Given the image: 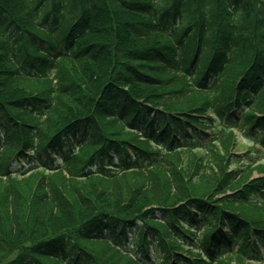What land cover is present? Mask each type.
Wrapping results in <instances>:
<instances>
[{"label": "trees", "instance_id": "obj_1", "mask_svg": "<svg viewBox=\"0 0 264 264\" xmlns=\"http://www.w3.org/2000/svg\"><path fill=\"white\" fill-rule=\"evenodd\" d=\"M262 160L264 0H0V264H264Z\"/></svg>", "mask_w": 264, "mask_h": 264}, {"label": "rangeland", "instance_id": "obj_2", "mask_svg": "<svg viewBox=\"0 0 264 264\" xmlns=\"http://www.w3.org/2000/svg\"><path fill=\"white\" fill-rule=\"evenodd\" d=\"M154 39L153 38H145V39H143L142 41H140L139 43H137V44H147V43H149V42H151V41H153ZM257 171H255V173H256ZM131 235L133 234L132 232L130 233ZM230 264H237L235 261H233V262H231Z\"/></svg>", "mask_w": 264, "mask_h": 264}]
</instances>
